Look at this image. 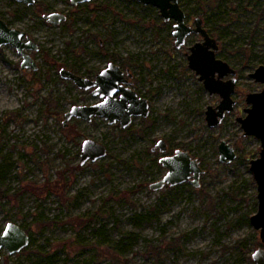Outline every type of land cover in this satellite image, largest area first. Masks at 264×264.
Returning <instances> with one entry per match:
<instances>
[{
	"label": "rangeland",
	"instance_id": "rangeland-1",
	"mask_svg": "<svg viewBox=\"0 0 264 264\" xmlns=\"http://www.w3.org/2000/svg\"><path fill=\"white\" fill-rule=\"evenodd\" d=\"M187 22L202 17L219 43L217 55L237 70L235 109L216 126L206 119L211 94L189 66L188 37L180 48L175 20L139 0H37L26 5L0 0V16L39 43L30 51L39 68L21 67L12 45L0 46V229L21 224L31 244L15 254L2 251L0 264H255L264 243L251 223L259 208L251 159L261 139L244 135L249 92L264 83L250 76L264 64V0H180ZM60 11L54 24L43 14ZM115 57V60H113ZM110 61L133 73L128 86L150 103L147 117L128 127L73 118V105L101 100L60 76L66 66L95 78ZM228 78V77H227ZM107 145L106 157L80 163L83 141ZM188 150L203 168L201 185L153 190L167 171L152 147ZM225 140L237 157L220 160ZM130 243L119 247L118 241Z\"/></svg>",
	"mask_w": 264,
	"mask_h": 264
},
{
	"label": "water",
	"instance_id": "water-1",
	"mask_svg": "<svg viewBox=\"0 0 264 264\" xmlns=\"http://www.w3.org/2000/svg\"><path fill=\"white\" fill-rule=\"evenodd\" d=\"M26 5H36L37 0H17ZM92 0H71L73 5H79ZM146 5H154L160 9L164 20H175L173 35L177 48L187 43L192 34L201 36V40L190 46L188 54L189 66L199 74L205 88L211 93L221 96L219 104L209 105L206 109V119L210 126H216L227 113L235 109L237 100L233 97L237 85V70L226 60L217 55L219 43L211 35L204 25L202 17L194 19V25L187 22L186 11L180 0H139ZM47 22L59 24L68 19V14L60 11H52L43 14ZM12 45L22 56L21 67L37 70L39 65L30 51H37L40 45L25 29L9 24L0 16V46ZM133 73L130 69H123L120 64L110 61L108 65L99 71L95 78L79 74L72 69L63 66L60 76L71 80L79 88L91 90L94 95H99L101 100L92 104L73 105L65 113L63 125L66 126L73 118L91 121L94 117H104L109 124L120 122L122 127H128L134 117L150 114V103L146 97L140 96L136 90L128 86ZM250 76L257 82L264 83V64L258 66ZM228 77V78H227ZM117 93H120L117 95ZM246 101L250 104L245 110L246 116H239L237 120L244 129V135H255L261 139L260 155L252 158L251 170L258 184L259 208L251 216V223L260 229V238L264 243V88L260 91L249 92ZM160 149L167 152L168 143L165 139H159L152 150ZM109 149L106 144L93 138H87L81 145L80 163L97 161L108 155ZM220 160L231 162L237 157L234 147L223 140L219 145ZM159 163L167 168L164 176L151 183L153 190H160L166 186H176L190 182L195 187L201 185L200 178L203 168L197 157L188 150L176 149L171 155L159 157ZM31 241L28 231L19 223L10 221L3 230L0 229V260L2 251L15 254L28 247ZM252 259L255 264H264V247L259 246L253 253Z\"/></svg>",
	"mask_w": 264,
	"mask_h": 264
},
{
	"label": "trees",
	"instance_id": "trees-1",
	"mask_svg": "<svg viewBox=\"0 0 264 264\" xmlns=\"http://www.w3.org/2000/svg\"><path fill=\"white\" fill-rule=\"evenodd\" d=\"M10 24V23H9ZM113 60H115V57H113ZM74 71V70H73ZM76 72V71H75ZM78 73V72H77ZM80 74V73H79ZM128 243H130V240H129V238L128 239H126V237L123 239H121L120 241H118V245H119V247L120 246H122L123 244H128ZM30 244H31V241H30ZM124 246V245H123ZM27 248V247H26ZM26 248H24V249H26ZM23 249V250H24Z\"/></svg>",
	"mask_w": 264,
	"mask_h": 264
},
{
	"label": "flooded vegetation",
	"instance_id": "flooded-vegetation-1",
	"mask_svg": "<svg viewBox=\"0 0 264 264\" xmlns=\"http://www.w3.org/2000/svg\"><path fill=\"white\" fill-rule=\"evenodd\" d=\"M84 76H85V75H84ZM87 77H88V76H87ZM119 94H120V93H117V95H119ZM156 150H157V149H156ZM153 151H155V150H153ZM174 152H175V151H174ZM174 152H173V153H174ZM161 153H162V152H161ZM173 153H166V152H165V153H163V155H171V154H173ZM200 179H201V178H200ZM200 182H201V181H200ZM186 183H190V182H186Z\"/></svg>",
	"mask_w": 264,
	"mask_h": 264
}]
</instances>
